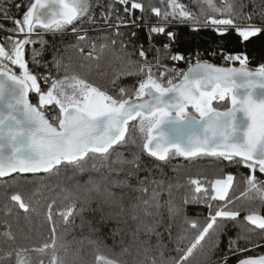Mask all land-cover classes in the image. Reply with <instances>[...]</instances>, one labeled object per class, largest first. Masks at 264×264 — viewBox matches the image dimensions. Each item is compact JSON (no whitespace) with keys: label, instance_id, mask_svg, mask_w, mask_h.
I'll return each instance as SVG.
<instances>
[{"label":"snow or ice","instance_id":"obj_1","mask_svg":"<svg viewBox=\"0 0 264 264\" xmlns=\"http://www.w3.org/2000/svg\"><path fill=\"white\" fill-rule=\"evenodd\" d=\"M12 2L0 0V18L13 24H0L9 33L0 42V178L59 176L68 169L88 174L55 215L65 224L80 216L83 227L84 213L90 212V230L107 229L121 258L98 252L94 264H191L195 254L201 264H211L214 257L217 264H264V252L251 254L264 248V213L251 206L255 200L264 205V180L257 175L264 176V63L251 68L246 51L224 48L212 55L225 66L202 60L199 51L173 52L177 26L211 30L221 39L232 33L238 43L250 42L264 34V3L251 0L245 11L244 0H193L194 11L183 0H29L22 17L14 18ZM129 27L147 29V48L121 38V29ZM105 28L115 38H94ZM131 37L140 39L138 31ZM117 46L121 54L114 59L123 67L108 81L110 90L88 79L91 66L85 62L99 61ZM61 48L75 54V63L73 56L64 62ZM162 58L189 67L170 68ZM129 79L131 84L122 83ZM175 158H211L243 167L248 170L244 189L230 195L232 174L208 181L207 187L189 178L188 192L176 202L174 189L183 185L165 171ZM4 195L26 218L38 212L31 198ZM55 204L48 203L45 212L50 239L5 252L0 264H33L32 252L41 255L35 264H45L43 256L49 257L47 264H84L78 255L58 254L64 246L57 243ZM190 205L207 209L204 223L188 221L191 240L183 247L177 243L175 256L166 255L165 235L172 241L165 218L186 217ZM11 213L5 204V216ZM2 224V235L15 240L9 220ZM229 224L239 229L235 236L228 234ZM89 243L100 247L98 240Z\"/></svg>","mask_w":264,"mask_h":264},{"label":"trees","instance_id":"obj_2","mask_svg":"<svg viewBox=\"0 0 264 264\" xmlns=\"http://www.w3.org/2000/svg\"><path fill=\"white\" fill-rule=\"evenodd\" d=\"M101 3H111V0H100ZM145 3H148V0H144ZM184 3L189 4L194 11H197L193 0H183ZM239 0H237V3ZM29 3V0H13L12 4L9 5L11 8V13L14 18L22 17L23 12L26 10V5ZM152 3L157 4L158 0H152ZM244 3L248 4L249 7L245 11L251 9V0H244ZM264 3V0H256V4L259 5ZM19 4L20 8L17 10L15 5ZM118 7V6H117ZM99 9H97V15H99ZM136 15H139L137 13ZM154 22V20L152 21ZM142 23V21L140 22ZM0 24L4 28H11L13 24L10 20H4L0 18ZM101 28H104V25H100ZM123 40L128 41L132 40L134 43H143L145 48L148 47L146 43V33L147 29L137 30L134 27L122 28L121 29ZM132 31H138L140 39L137 41L135 38L131 37ZM174 31L177 32L176 43L173 48V52H180L185 55H191L196 51H199L201 56L200 58L204 61H207L212 64L219 66H225L224 61L221 60L218 56H213L212 52L216 51L218 48H224L229 51H246L249 58L250 64L249 67L255 68L258 64L264 63V34L259 35L250 42L241 44L238 43L234 34L229 33V35L223 39L217 37L213 34L211 30H199L193 31L190 30L188 26H177L174 28ZM9 35L4 30H0V42L4 41V38ZM108 36L115 38L113 33L106 28L102 32L94 33V38ZM51 42V37H47ZM66 43L74 42L66 40ZM59 47V44L57 45ZM129 51H132V48H128ZM119 47L113 50L111 53H106L101 56L99 61H86L85 63L90 64V70L88 71V79L91 82L109 87L108 81L114 75L115 72L121 70L123 65L114 59L115 55H120ZM60 55L65 57L64 62L68 63V57L73 56L75 63L76 58L75 54L71 52H64L61 48ZM26 57L31 59V46L28 47L26 51ZM50 58V57H49ZM133 60L137 59L136 56L132 57ZM151 59V53H150ZM163 59V58H162ZM213 60V62H211ZM194 60V59H193ZM221 60V61H220ZM163 63L167 64L170 68L177 67L184 69L185 71L189 67V64L183 61L172 62L168 59H163ZM35 71L36 69L33 68ZM53 71H55L53 69ZM133 81L131 79L124 80L122 83L131 84ZM111 90V89H110ZM221 106H223L221 104ZM177 169L172 171V169ZM167 177L173 179V183L183 185L174 189V200L176 202L180 201V198L185 195L189 190L188 179H201L207 187L208 181H212L219 178L226 177L227 174H232L235 177L234 180V192H230V195H239V193L244 189V177L247 175L248 170L239 167L236 165H226L220 164L211 158H202L194 162L186 161L182 158H175L171 161L170 165L165 168ZM260 179L264 180V176L257 174ZM93 179H99V174L93 173ZM88 174L83 176L73 175L71 169L62 170L59 176L51 177H38V176H21L16 175L15 181H12L11 178L5 179L12 183V187H7L5 183L0 180V256H3L5 252L10 251L15 248L26 247L34 248L41 246L45 241L50 239L51 233L49 228V223L45 218V212L47 211V204L52 200L56 201V204L53 206L54 219L56 221V236L58 245H63L64 247L59 250V255L62 258H68L71 256H79V258L84 262V264H94L95 257L97 253L111 257V258H121L118 256L120 252L119 247L113 246L112 239L107 235V229H102L100 232H92L87 224V220L93 219V214L90 212H85V223L81 227V218L80 216H75L72 218V222L65 224L61 221L59 216L55 215L57 210L65 204V196L68 193L76 194L77 185H83L87 180ZM41 184L46 185V187H41ZM5 191L9 194L13 192H19L22 197L27 201L31 198V204L33 207L38 209L37 213H31L26 218L25 213L18 209V207L12 205L8 201L7 197L4 195ZM215 203V202H213ZM5 204H8L12 208V213L9 216H5ZM251 206L260 210L261 213H264V205H261L258 200L252 201ZM95 207V204L92 205ZM207 216V209L203 206H192L190 205L187 209L186 217L181 215L175 217L171 221H168L165 218V223L170 224L171 226V241L169 242L167 234L165 235L164 242L167 244L166 255L175 256L176 253L172 251L177 246V243L181 247L185 246L189 240H191L194 235L193 231L189 227L188 221H197L200 224L204 223L205 217ZM8 219L12 225V233L16 237L15 240H10L7 237L2 235L4 227L2 221ZM95 222V221H94ZM163 231V229H161ZM239 229L232 224L228 225L227 232L229 235L235 236ZM248 228L244 229V232L247 233ZM180 237H184L183 240H180ZM89 240H98L100 241V247L97 249L95 245L89 243ZM224 243L226 239L222 237ZM221 248H224V244H221ZM264 252V248H257L252 255H258ZM30 258L35 264L41 258V255L35 252L30 254ZM48 256H43L45 264H47ZM126 258V257H125ZM191 264H201V256L195 254L192 259ZM211 264H217L216 258L214 257L211 261ZM231 264H235L234 260L231 261Z\"/></svg>","mask_w":264,"mask_h":264},{"label":"water","instance_id":"obj_3","mask_svg":"<svg viewBox=\"0 0 264 264\" xmlns=\"http://www.w3.org/2000/svg\"><path fill=\"white\" fill-rule=\"evenodd\" d=\"M14 176H16L17 174H13ZM21 176H33L31 174H20ZM5 179H9V178H0V180H5Z\"/></svg>","mask_w":264,"mask_h":264},{"label":"built area","instance_id":"obj_4","mask_svg":"<svg viewBox=\"0 0 264 264\" xmlns=\"http://www.w3.org/2000/svg\"><path fill=\"white\" fill-rule=\"evenodd\" d=\"M213 60H214V59H212V61H211V62H213ZM220 61H221V60H220ZM194 62H195V60H193V61H192V63H194Z\"/></svg>","mask_w":264,"mask_h":264}]
</instances>
